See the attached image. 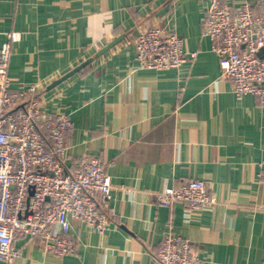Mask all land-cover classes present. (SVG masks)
Wrapping results in <instances>:
<instances>
[{
  "label": "crops",
  "instance_id": "obj_1",
  "mask_svg": "<svg viewBox=\"0 0 264 264\" xmlns=\"http://www.w3.org/2000/svg\"><path fill=\"white\" fill-rule=\"evenodd\" d=\"M207 1L0 0V47L8 32L20 33L11 44L10 89L35 88L48 111L69 115L67 167L96 157L113 187L104 234L70 219V254L46 253L39 240L23 238L16 242L21 256L0 264H157L169 231L190 244L199 264H264V107L251 95L237 99L221 75L202 33ZM154 26L173 27L195 60L178 69L138 68L135 37ZM193 179L205 182L209 205L189 212L156 203L155 194Z\"/></svg>",
  "mask_w": 264,
  "mask_h": 264
},
{
  "label": "built area",
  "instance_id": "obj_2",
  "mask_svg": "<svg viewBox=\"0 0 264 264\" xmlns=\"http://www.w3.org/2000/svg\"><path fill=\"white\" fill-rule=\"evenodd\" d=\"M202 33L213 42L221 75L231 82L237 99L253 96L264 107V0L238 7L208 0ZM20 33L8 32L0 47V261L21 256L20 239L39 240L46 253L59 257L74 250L70 219L104 234L111 224L113 187L106 165L96 157L72 161L67 167L66 138L73 129L69 115L43 107L35 88L10 89L11 44ZM134 56L138 68L178 69L197 52L185 53L173 27L154 26L138 32ZM264 178V158L260 164ZM156 195L161 206L181 204L199 211L211 203L203 180L193 179ZM157 264H199L190 244L172 232L163 234L155 253Z\"/></svg>",
  "mask_w": 264,
  "mask_h": 264
},
{
  "label": "water",
  "instance_id": "obj_3",
  "mask_svg": "<svg viewBox=\"0 0 264 264\" xmlns=\"http://www.w3.org/2000/svg\"><path fill=\"white\" fill-rule=\"evenodd\" d=\"M123 37L124 36L122 34V35H119V36L113 38L104 47H102L100 50L97 51L96 56L102 55L103 53H105L106 51H108L110 48H112L118 42H120ZM263 54H264V51L261 50L260 53H259V55H263ZM92 59L93 58L91 57V58H88V59L82 61L80 64H78L77 66H75L74 68H72L71 70H69L67 73H65L64 75H62L60 78L52 81L51 84L47 87V90H50V89L54 88L55 86L59 85L61 82H63L66 79H68L73 74H75L78 71H80L81 69H83L86 65H88L92 61Z\"/></svg>",
  "mask_w": 264,
  "mask_h": 264
}]
</instances>
